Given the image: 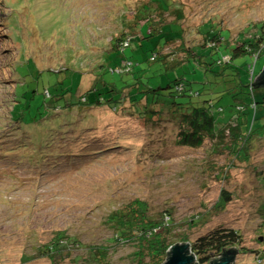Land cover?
<instances>
[{
  "label": "rangeland",
  "instance_id": "374dc122",
  "mask_svg": "<svg viewBox=\"0 0 264 264\" xmlns=\"http://www.w3.org/2000/svg\"><path fill=\"white\" fill-rule=\"evenodd\" d=\"M132 1L144 0H0V128H4L0 131V264H51L45 259L25 262L23 257L32 256L34 238L48 243L60 232L81 247L70 244V251L56 264H90L85 261L87 248L98 245L111 247L112 264H127L134 247L130 242H112L113 231L106 220L133 199L146 200L152 213L169 210L178 226L172 233L186 228L190 241L217 227L234 229L241 236L234 264H264V132L253 137L246 157L232 159L222 149L211 153L212 144L206 140L197 149L178 146L174 127L164 123L163 116L151 115L149 120L143 101L139 113L127 109L121 118L118 111L110 115L105 107L72 109L77 91L90 100L88 90L93 87L107 98L111 87L103 80L116 82L121 93L137 92L126 85L134 83L133 74H104L91 63L97 55L91 43L94 33L104 28L105 41L118 36L121 27L114 21L121 15L123 2ZM167 3L182 10L180 23L187 45L201 43L195 39L200 31L218 29L231 42L236 38L251 42L259 27L264 28V0ZM152 8L149 16H156L158 10L155 13ZM124 14L127 18L132 12ZM161 14L166 23L174 18ZM163 31L125 50L126 57L137 64L133 71L141 77L140 89L166 88L182 77L188 88L204 92L202 98L219 97L218 103L229 105L231 99L222 94L228 93L230 69H235L242 82L238 97L251 100L246 87L250 83L247 68L253 63L250 54L232 57L234 43L217 53H202L201 48L199 59L211 64L212 70L204 71L192 60L171 69L161 60H148L165 36ZM109 55L110 62L105 56L100 64L113 65L116 53ZM219 61L222 66L216 65ZM263 64L264 54L256 61L253 79ZM253 92L260 102L264 86ZM260 110L254 124L253 113H248L249 130L261 126L264 114ZM9 111L10 129L21 124V131L11 138L5 131ZM155 121L159 124L150 125ZM20 136H28L32 145L11 150ZM221 190L231 194L230 201L213 209ZM190 252L192 264H212L201 263ZM219 258L222 261L223 255Z\"/></svg>",
  "mask_w": 264,
  "mask_h": 264
},
{
  "label": "trees",
  "instance_id": "16d2710c",
  "mask_svg": "<svg viewBox=\"0 0 264 264\" xmlns=\"http://www.w3.org/2000/svg\"><path fill=\"white\" fill-rule=\"evenodd\" d=\"M152 6H155V13L157 10L159 12H157L156 16H149V11L153 9ZM121 10V15H118L114 21L117 26L121 27L122 32L118 36L105 41L103 40V36L106 33L103 31L104 28L101 32L94 33L96 37L94 40H91V43L96 47L97 55L96 60L91 63L94 64L93 68H102L104 74H133L134 83H131V85L127 83L126 85L137 90V92L127 94L121 93L117 91L116 82H105V80H103V84H108L111 87V89L107 91L109 93L107 98H104L102 93H99V90L93 87L88 90L93 96L90 100H87L85 95H79L77 91L72 98L76 99V97H79L76 102L74 101L71 104L72 109L86 110L91 108L97 110L105 107L110 115L118 111L121 115L118 117L121 118L125 115L127 109L133 112L137 110L139 113V102L143 101V113L147 115L149 120L151 115H153V117L163 116L162 121L174 127L177 131L176 143L178 146L197 149L200 148L206 140L209 144H212L211 153H216L218 150L222 149L227 151L232 159L246 157L247 151L249 152L251 148L253 137L260 136L261 134L263 135L264 132V115L260 118L262 121L260 127H257L256 130H253V127L249 130L248 127L250 122L249 112L253 113V124L254 121L257 120L255 117L257 109H261L260 111L264 114V96L260 102H256L254 97L253 89L261 87L255 79L250 76V83L246 87L249 88L252 98L246 102L243 98L238 97L237 94L242 88L239 72L235 69H230V88L227 94L224 92L222 94L223 96H229L231 99L232 103L229 105H221L218 103L220 100L219 97L202 98L201 96L204 92L193 91L188 88L182 77L176 80L174 79L166 88L146 87L145 89H140L139 79L141 77L138 73H134L135 71H133L137 64L126 57L125 50L131 48L132 44L138 42L140 39H149V37L154 34L163 33L164 29L166 31L165 36L160 37L162 40L156 44V51L149 57V62L161 60L164 65L172 69L173 67L182 66L184 63H188L192 60L203 68L204 71H207L212 70L213 67H210L211 64H208L206 60L201 61L199 59L200 57L198 54L201 48H204V50L201 51L202 53L205 52V50L207 52L210 51V53H217L218 51L222 52L225 50L228 44L234 43L236 46L232 57H236L241 53H248L253 57L252 55L259 52V44L264 41V28L259 27L256 36L254 35V37H252L255 40L252 39L253 41L251 42H247L246 39L243 41L238 40L237 38L231 42L229 39L223 37L221 34L222 32L218 29L213 33L209 30H205L204 33L200 31L199 34L197 32L199 37L197 38L195 36V39L201 43L195 44L196 42L192 41L191 44L189 43L187 45L184 41V31L186 30L181 27L180 23L183 17L182 10L176 6L170 7L167 0L132 1L129 5L123 2ZM129 11L132 12V15L127 16V18L126 16L124 17V13ZM161 13H169V15L174 16V18L166 23ZM158 17L159 20L157 19ZM147 25L149 27L147 28L148 34L144 32V28ZM95 26L98 27L97 23ZM188 35L189 33L186 34V37ZM190 39H194L192 35ZM222 44L223 47H220ZM113 52L116 53V57L113 59V65L100 64V61L104 60L103 58L105 56H107L106 61L108 60V62H110L112 56L109 54H113ZM256 61L254 62L253 58L254 67H252L253 63L248 65V74L251 70L254 72ZM216 65L222 66V62L219 61ZM226 68L228 69V67ZM226 68L222 69L218 75L222 74L223 70H226ZM224 76L225 75H222V77ZM112 90H114V92ZM117 93H121L119 98L115 97ZM137 94L142 95L136 98ZM11 103H9V107ZM127 103L129 106H124ZM87 106H89V108ZM106 117L108 118L109 115ZM5 119L8 123L5 129L7 133L6 136L9 138L17 136L14 133H16V131H21L19 119V125L17 124L18 126H16L17 128L11 129L10 124L12 123L11 119L13 120V116L10 111L8 117L6 118L5 116ZM157 124H159L158 121L150 123V125ZM2 130H4L3 127L2 129L0 128L1 132ZM15 143L16 144L11 147V150L22 151L28 149L26 146L32 145L28 136H20L19 142ZM43 147L47 149L50 148L47 144H44ZM34 149L35 148H32V154ZM211 153L208 152V155ZM230 198L231 194L229 192L221 190L217 201L213 205V209H221L230 201ZM201 217L202 216L199 215L197 218H193V220H199ZM195 223L196 222H192V224ZM106 224L113 231L112 242L115 241L116 244L130 242L133 245L134 250L130 254L127 264H162L168 257L169 248L173 244H176V242H183L180 244H185V242L188 243L190 251L195 254L201 263L210 262L216 264L221 261L220 258L217 259V256H222V254H227L228 251L235 250V247L240 244L241 240L238 231L236 232L234 229L227 227H217L190 241V239L188 240L186 228L184 232L172 233L178 226L173 223L169 210L160 213H152L148 202L139 199H133L121 204L116 211H112L107 216ZM187 224L189 225V223ZM70 244L74 247H81L80 243L74 238L68 237L62 232L57 233L48 243L41 244L34 238L33 254L29 257H23V260L25 262H30L32 260L45 259L51 264H56L59 260L64 259L63 257L66 252L70 251L68 248ZM87 249L88 253L85 257L86 262L89 261L88 263L90 264H112L109 259L111 247L98 245L89 246Z\"/></svg>",
  "mask_w": 264,
  "mask_h": 264
},
{
  "label": "water",
  "instance_id": "95a60500",
  "mask_svg": "<svg viewBox=\"0 0 264 264\" xmlns=\"http://www.w3.org/2000/svg\"><path fill=\"white\" fill-rule=\"evenodd\" d=\"M255 80L261 87L264 86V64ZM189 251L190 248L188 243L179 245L176 244L175 246L169 248L168 257L163 264H192L194 260L189 254ZM235 251L236 249L233 251H228L227 254L229 256L227 254H222L223 260L217 264H233Z\"/></svg>",
  "mask_w": 264,
  "mask_h": 264
},
{
  "label": "built area",
  "instance_id": "2783aa9c",
  "mask_svg": "<svg viewBox=\"0 0 264 264\" xmlns=\"http://www.w3.org/2000/svg\"><path fill=\"white\" fill-rule=\"evenodd\" d=\"M263 51H264V41L261 43L259 52L258 53H255L254 55H252L253 58H254V62L260 57V54ZM254 62H253V66L252 67H254ZM253 73H254L253 70L249 71V74H250L251 78H253Z\"/></svg>",
  "mask_w": 264,
  "mask_h": 264
},
{
  "label": "clouds",
  "instance_id": "9594fccd",
  "mask_svg": "<svg viewBox=\"0 0 264 264\" xmlns=\"http://www.w3.org/2000/svg\"><path fill=\"white\" fill-rule=\"evenodd\" d=\"M262 42H263V41H262ZM262 42H261V43H262ZM261 43H260L259 46H258V50H260ZM262 54H264V51L260 54V56H262ZM254 79H256V78H254Z\"/></svg>",
  "mask_w": 264,
  "mask_h": 264
},
{
  "label": "bare ground",
  "instance_id": "6f19581e",
  "mask_svg": "<svg viewBox=\"0 0 264 264\" xmlns=\"http://www.w3.org/2000/svg\"><path fill=\"white\" fill-rule=\"evenodd\" d=\"M233 264H234V262H233Z\"/></svg>",
  "mask_w": 264,
  "mask_h": 264
},
{
  "label": "crops",
  "instance_id": "0c3cea01",
  "mask_svg": "<svg viewBox=\"0 0 264 264\" xmlns=\"http://www.w3.org/2000/svg\"><path fill=\"white\" fill-rule=\"evenodd\" d=\"M231 44H233V43H231Z\"/></svg>",
  "mask_w": 264,
  "mask_h": 264
}]
</instances>
